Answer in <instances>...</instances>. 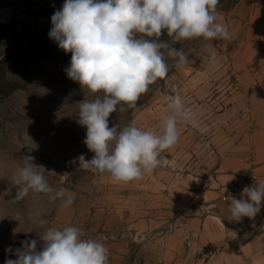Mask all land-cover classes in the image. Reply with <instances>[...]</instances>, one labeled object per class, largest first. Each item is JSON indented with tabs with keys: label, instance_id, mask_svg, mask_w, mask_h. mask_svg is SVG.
Here are the masks:
<instances>
[{
	"label": "rangeland",
	"instance_id": "1",
	"mask_svg": "<svg viewBox=\"0 0 264 264\" xmlns=\"http://www.w3.org/2000/svg\"><path fill=\"white\" fill-rule=\"evenodd\" d=\"M238 1L219 0L217 22L228 26ZM64 2L0 0V264L16 259L22 241L35 239L39 245V234L65 227H77L83 239L102 243L106 264H145L139 222L152 217L146 209L156 203L153 180L214 167L218 145L241 135L235 128L245 119L235 107L242 87L234 54L221 51L232 39L201 37L175 44L187 54V63L177 66L166 58V77L150 85L135 108L110 115V127L135 121L141 130L159 134L162 119L171 112L169 104L179 101L183 108L177 118L178 142L160 153V165L142 179L115 181L108 174L77 169L78 161L68 163L81 154L89 160L94 156L83 143L86 128L77 121L79 102L96 94L68 78L71 53L49 37L51 17ZM160 39L171 43L166 32ZM212 53L214 62L209 60ZM29 155L45 168L50 187L75 194L70 206L32 190L16 198L14 178L24 164L21 157Z\"/></svg>",
	"mask_w": 264,
	"mask_h": 264
},
{
	"label": "clouds",
	"instance_id": "2",
	"mask_svg": "<svg viewBox=\"0 0 264 264\" xmlns=\"http://www.w3.org/2000/svg\"><path fill=\"white\" fill-rule=\"evenodd\" d=\"M219 0H65L51 17L49 37L66 53H71L65 72L82 89L96 94L92 100L79 102L78 124L86 128L83 143L94 153L89 160L83 154L68 161L82 170L108 174L115 181L142 179L161 163L162 151L173 147L179 138L177 118L183 115L179 101L169 104L171 112L161 121L157 134L141 130L132 121L121 128L109 126L114 112L135 108L142 94L158 79L166 77L169 65L187 63V54L175 44L196 38L231 40L228 27L217 22ZM166 32L168 40L160 39ZM150 38V39H149ZM209 60L214 62L216 54ZM22 167L14 178L16 198L30 190L48 193L50 199H63L70 206L75 194L55 190L43 175L42 165L34 157L23 156ZM41 169L42 171H37ZM246 198H232L231 221L254 218L264 200V183L244 189ZM47 223L41 221V224ZM77 227L62 230L48 228L33 239L21 242L16 259L5 264H106L107 249L102 243L83 239ZM12 252L11 247L7 249Z\"/></svg>",
	"mask_w": 264,
	"mask_h": 264
},
{
	"label": "crops",
	"instance_id": "3",
	"mask_svg": "<svg viewBox=\"0 0 264 264\" xmlns=\"http://www.w3.org/2000/svg\"><path fill=\"white\" fill-rule=\"evenodd\" d=\"M228 20L232 43L221 51L234 54L242 87L241 135L218 145L214 167L153 180L152 217L139 222L145 264H264V200L252 219L230 212L232 198L264 183V0H239Z\"/></svg>",
	"mask_w": 264,
	"mask_h": 264
},
{
	"label": "built area",
	"instance_id": "4",
	"mask_svg": "<svg viewBox=\"0 0 264 264\" xmlns=\"http://www.w3.org/2000/svg\"><path fill=\"white\" fill-rule=\"evenodd\" d=\"M225 199V198H224Z\"/></svg>",
	"mask_w": 264,
	"mask_h": 264
}]
</instances>
